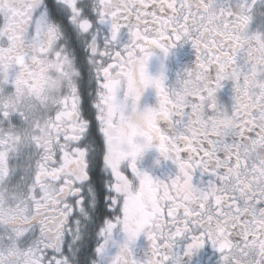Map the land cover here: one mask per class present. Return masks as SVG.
Instances as JSON below:
<instances>
[{"label": "snow or ice", "instance_id": "6c2138e0", "mask_svg": "<svg viewBox=\"0 0 264 264\" xmlns=\"http://www.w3.org/2000/svg\"><path fill=\"white\" fill-rule=\"evenodd\" d=\"M178 43L195 62L170 85L147 65ZM149 149L174 176L138 167ZM169 181L193 198L148 199ZM205 243L264 264V0H0V264H184Z\"/></svg>", "mask_w": 264, "mask_h": 264}, {"label": "flooded vegetation", "instance_id": "af4514ba", "mask_svg": "<svg viewBox=\"0 0 264 264\" xmlns=\"http://www.w3.org/2000/svg\"><path fill=\"white\" fill-rule=\"evenodd\" d=\"M127 41L126 33L121 35V43ZM161 54L157 50L155 55L150 58L147 71L150 75H156L160 71ZM195 62V51L190 44H177L172 48L166 58L163 59V70L166 77L167 84H173L176 81L177 75L182 74L186 69L192 68ZM178 86V85H177ZM217 102L223 107L230 110L232 103V83L226 81L223 83L221 89L217 92ZM156 98L154 92L149 89L142 95L139 106H155ZM138 167L154 178L161 180H167L169 177L174 176L177 169L175 164L171 161L164 160L160 157L155 149L147 150L138 160ZM210 177L205 173L201 174L199 169L193 173V183L197 184L201 181L206 182ZM114 238L116 241H120L123 238V234L117 230L114 232ZM148 241L141 234L137 237L133 245V257L143 261L145 254L148 250ZM115 252V248L110 249ZM219 253L208 243H205L201 248L195 250L190 257L184 258V264H218Z\"/></svg>", "mask_w": 264, "mask_h": 264}, {"label": "clouds", "instance_id": "9594fccd", "mask_svg": "<svg viewBox=\"0 0 264 264\" xmlns=\"http://www.w3.org/2000/svg\"><path fill=\"white\" fill-rule=\"evenodd\" d=\"M161 54V53H160ZM161 58V62L163 61V56L161 54L160 56ZM232 72H226L225 76L226 78H231L232 76ZM112 81H119L120 80V76L117 75H113L111 77ZM133 120L137 123L140 124L141 120L139 116H133ZM214 124L216 127L218 128H229V127H234L235 123L234 121L231 119L230 116V111L229 109L225 108V107H221L217 113H216V119L214 120ZM166 191H170L172 194V197L179 201V202H185V201H190L193 198V189H192V185L189 183H181L179 181L176 182H172L169 181L168 184V189H164L162 184H157L154 186L153 191L151 193H149L148 195V199L152 200V199H159V200H164L166 197ZM143 231L144 232H149L151 231V225L149 223H145L143 225ZM254 254L258 255V251L254 250Z\"/></svg>", "mask_w": 264, "mask_h": 264}]
</instances>
